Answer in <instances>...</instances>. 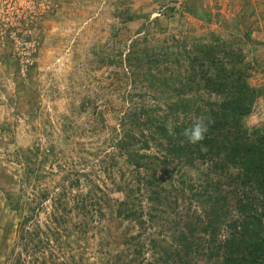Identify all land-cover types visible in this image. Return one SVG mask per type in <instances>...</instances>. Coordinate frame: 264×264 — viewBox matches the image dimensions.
Masks as SVG:
<instances>
[{
	"label": "rangeland",
	"instance_id": "374dc122",
	"mask_svg": "<svg viewBox=\"0 0 264 264\" xmlns=\"http://www.w3.org/2000/svg\"><path fill=\"white\" fill-rule=\"evenodd\" d=\"M238 3L0 0V264H160L168 245L185 254V219L210 256L212 234L203 233L211 229L212 204L189 192L150 201L157 186L145 182L153 172L135 167L132 155L154 149L135 145L131 117L135 108L166 110L177 99L169 91L172 64L164 91L149 88L153 47L195 51L223 40L236 49L247 42L241 18L249 11L239 12ZM261 49L244 51L255 65L250 83L259 96L249 128L264 126ZM158 174L168 189L171 180ZM208 175L204 165L179 166L171 177L175 185L184 177L205 187ZM199 264L216 261L204 257Z\"/></svg>",
	"mask_w": 264,
	"mask_h": 264
},
{
	"label": "trees",
	"instance_id": "16d2710c",
	"mask_svg": "<svg viewBox=\"0 0 264 264\" xmlns=\"http://www.w3.org/2000/svg\"><path fill=\"white\" fill-rule=\"evenodd\" d=\"M246 40H251L250 34ZM243 45L239 43L235 49L221 40L201 45L195 51H163L158 45L151 49V57L147 56L150 90L164 91L165 67L172 64L171 80L175 86L169 91L177 99L166 105V110L157 106L146 111L133 108L130 137L142 149L150 150L153 145L154 152L148 156L135 149L132 164L153 172L152 181L145 182L157 186L151 191L150 201L160 202L162 197L169 200L177 193L184 197L189 192L195 198L207 196L206 200L212 204L211 229L203 233L212 234L206 246L210 256L202 253L205 243L195 236L193 222L185 219L190 229L180 237V242L186 243L185 254L171 251L172 246L168 245L161 254L160 264H199L204 257L216 264H264V126L249 128L246 124L259 96L258 89L250 83L256 68L243 51ZM141 63L137 62L138 69H142ZM197 118L207 124L208 130L202 141L192 144L185 139L183 131ZM169 121L174 124L173 135L166 127ZM138 128H142L139 134ZM126 141L129 140L121 139L123 148L129 144ZM144 159L148 162L142 165ZM171 164H174L172 169ZM198 165L207 166L209 181L205 187L193 185L184 177L175 185L171 176L176 168ZM158 171L171 180L168 189L162 185L165 178L159 177ZM140 221L143 227L145 221ZM152 242L157 245L155 240Z\"/></svg>",
	"mask_w": 264,
	"mask_h": 264
},
{
	"label": "crops",
	"instance_id": "0c3cea01",
	"mask_svg": "<svg viewBox=\"0 0 264 264\" xmlns=\"http://www.w3.org/2000/svg\"><path fill=\"white\" fill-rule=\"evenodd\" d=\"M238 11L241 10H247L249 11V16H245L241 18V23L245 25L246 31L249 32L251 40L248 42H245L243 45V51H256V48H262L261 51H264V13L261 14L259 11H254V6L257 5V3L254 0H238ZM263 0H259L260 8L264 9V3H262ZM255 4V5H254ZM259 14V16L256 18L255 15ZM203 15V13H201ZM244 18V19H243ZM210 24H214L212 20H208ZM219 25L221 24V21H217ZM215 21V25L217 23ZM246 45H252V49L250 46ZM258 51V50H257Z\"/></svg>",
	"mask_w": 264,
	"mask_h": 264
},
{
	"label": "clouds",
	"instance_id": "9594fccd",
	"mask_svg": "<svg viewBox=\"0 0 264 264\" xmlns=\"http://www.w3.org/2000/svg\"><path fill=\"white\" fill-rule=\"evenodd\" d=\"M168 133L170 135L174 134V124L172 121L166 125ZM208 127L200 118H197L191 127L185 128L183 135L185 139L192 144L198 143L205 138Z\"/></svg>",
	"mask_w": 264,
	"mask_h": 264
}]
</instances>
